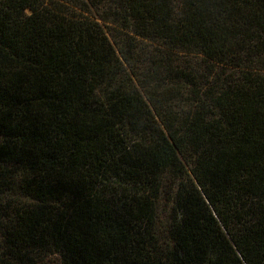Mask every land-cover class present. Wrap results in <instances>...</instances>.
<instances>
[{
    "label": "trees",
    "instance_id": "trees-1",
    "mask_svg": "<svg viewBox=\"0 0 264 264\" xmlns=\"http://www.w3.org/2000/svg\"><path fill=\"white\" fill-rule=\"evenodd\" d=\"M0 264H264V0H0Z\"/></svg>",
    "mask_w": 264,
    "mask_h": 264
}]
</instances>
